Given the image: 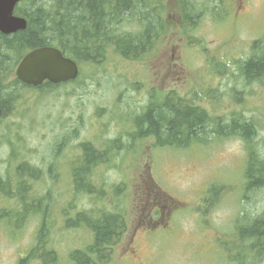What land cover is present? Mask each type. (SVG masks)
Masks as SVG:
<instances>
[{"label":"rangeland","instance_id":"374dc122","mask_svg":"<svg viewBox=\"0 0 264 264\" xmlns=\"http://www.w3.org/2000/svg\"><path fill=\"white\" fill-rule=\"evenodd\" d=\"M180 1L159 4L165 34L142 59L110 51L100 64L80 62L73 82L24 88L1 118L0 175L15 183L23 162L40 170L37 179L22 183L25 200L44 209L47 230L46 242L37 247L41 213L24 212L17 198L1 194L7 217L0 220V264H74L71 252L84 251L92 233L67 227L66 218L105 209L124 212L128 224L110 260L95 264H264L263 252L249 254V243L233 235L238 216L248 219L238 221L244 228L264 213V186L249 188L244 179L245 140L210 132L188 147L161 148L152 136L133 137L135 116L168 96L205 109L211 130L247 120L256 132L251 145L264 153V76L248 82L241 74L255 53L252 42L264 37V0H195L191 20L178 17ZM83 142L108 149L109 161L92 172L101 196L73 189L72 168ZM148 199L159 203L161 225L139 228L131 240ZM169 218L175 225H162ZM205 221L218 227L215 250L205 237L210 230L199 223ZM237 243L243 262L233 251Z\"/></svg>","mask_w":264,"mask_h":264},{"label":"trees","instance_id":"16d2710c","mask_svg":"<svg viewBox=\"0 0 264 264\" xmlns=\"http://www.w3.org/2000/svg\"><path fill=\"white\" fill-rule=\"evenodd\" d=\"M162 1L21 0L15 7L14 14L24 17L27 27L8 35L0 33L1 118L7 115L8 108H12L22 90L29 88L17 80L14 74L17 63L27 51L46 45L55 46L65 56L76 60L77 64H100L108 58V54H112L110 51L126 60H140L154 49L158 38L165 34L163 14L157 13L163 9L158 7ZM194 1H180L181 4L184 3L179 4L183 18L191 20L194 16L193 13L197 10ZM125 22L133 24L130 29L122 27ZM252 48L255 53L241 66V74L248 82L264 76V37L254 40ZM58 85L61 84L44 82L33 89H52ZM134 124L133 137L143 139L152 136L153 145L161 148L188 147L192 143L201 142L210 132L219 136L237 135L245 140L248 147L244 168L247 186H264V153L251 145L256 132L247 120L232 119L230 123H217L211 130V118L205 109L182 100H171L166 96L161 103H147L144 111L135 116ZM117 143V140L113 141L112 146ZM79 146L81 156L72 168L73 189L75 193L101 196L103 188L92 172L98 165L109 161L108 149L95 146L91 142H83ZM40 173L36 167L23 162L16 167L15 183L0 175V195L17 198L23 204L21 208L24 212L31 208L32 211L41 213L37 247L46 242V217L44 209L37 207L40 205H36V201L30 200L28 203L25 200L28 188L22 181L35 180ZM142 203L143 200L139 204ZM5 217L7 214L4 209H0V220ZM127 224L128 219L124 212L108 209L97 215L92 211L81 210L75 213L74 219L66 218L67 227L85 226L92 233V242L84 251L71 252V260L74 264H95L94 260L108 262L113 255L112 249L120 242ZM242 230L243 228L240 230L242 241L249 243L248 253L252 254L255 245L256 252L264 253V213L255 218L245 231ZM244 257L242 251V262Z\"/></svg>","mask_w":264,"mask_h":264},{"label":"water","instance_id":"95a60500","mask_svg":"<svg viewBox=\"0 0 264 264\" xmlns=\"http://www.w3.org/2000/svg\"><path fill=\"white\" fill-rule=\"evenodd\" d=\"M21 0H0V33L8 35L27 27V20L14 14ZM79 67L55 46H41L28 51L15 67V77L21 83L38 87L44 82L60 84L75 80ZM2 110L0 108V118Z\"/></svg>","mask_w":264,"mask_h":264},{"label":"flooded vegetation","instance_id":"af4514ba","mask_svg":"<svg viewBox=\"0 0 264 264\" xmlns=\"http://www.w3.org/2000/svg\"><path fill=\"white\" fill-rule=\"evenodd\" d=\"M181 16V13L178 15V17ZM150 195V194H149ZM147 195V196H149ZM208 197V196H207ZM146 204L147 206L144 208L146 210V212H142L141 213V218H140V221L138 222L137 224V227L135 228L134 232H133V235L131 237V240H133V238L135 237L136 233L138 232L139 228H151V227H155V226H160L161 225V221L163 220L162 218H157V213L159 211V208H160V205L159 203L153 201V200H147L146 201ZM161 215H162V212H161ZM237 221L236 222H233V235H234V238L236 241H239V236H240V230H241V224L239 225L238 221H241V220H245L247 221L248 219L246 218H241V216H238V218L236 219ZM253 222V221H252ZM201 223L203 226H205L206 228H208L210 230V233L208 235H206L205 237H208L210 236L211 238V242H212V245H213V249L212 250H215L216 248H218L219 246V243L217 242V229L218 227L215 228L214 224L210 223V222H199ZM197 223L195 225V227L197 228L198 224ZM164 224H169V225H175V223L172 221L171 218H169L168 220H166L162 225ZM235 224V226H234ZM249 226V224H248ZM248 226L246 228H243V230L245 231V229L248 228ZM242 230V231H243ZM235 231L239 234V236L236 235ZM204 237V236H203ZM226 246H227V243H224ZM127 247H129L127 245ZM257 246L255 245L254 248H252V250H255ZM239 248V245L238 243L233 247V251H234V254L235 255H239L240 254V249ZM238 249V251H237ZM237 251V252H236ZM133 253V259L140 262V259L139 257L136 255L135 251H132ZM252 253V251H251ZM135 262V261H134Z\"/></svg>","mask_w":264,"mask_h":264},{"label":"bare ground","instance_id":"6f19581e","mask_svg":"<svg viewBox=\"0 0 264 264\" xmlns=\"http://www.w3.org/2000/svg\"><path fill=\"white\" fill-rule=\"evenodd\" d=\"M112 19V18H111ZM89 27V26H88ZM59 49V48H58ZM68 57V56H67ZM76 61V60H75ZM77 62V61H76ZM76 210V209H75Z\"/></svg>","mask_w":264,"mask_h":264}]
</instances>
